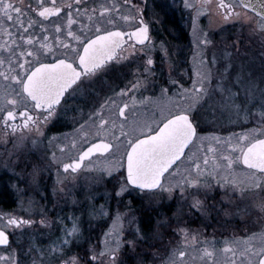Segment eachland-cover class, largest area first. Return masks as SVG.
Wrapping results in <instances>:
<instances>
[{
	"label": "snow or ice",
	"instance_id": "6c2138e0",
	"mask_svg": "<svg viewBox=\"0 0 264 264\" xmlns=\"http://www.w3.org/2000/svg\"><path fill=\"white\" fill-rule=\"evenodd\" d=\"M181 7L192 57L177 77L179 46L154 31L171 35L167 14ZM256 37L258 55L245 43ZM9 142L0 185L25 214L0 212V264H129L125 251L149 264L167 229L189 240L179 221L193 211L256 216L260 231L224 251L239 256L231 264H264V0H0V144ZM69 205L81 215L68 214L53 240ZM85 205L89 229L107 224L95 244ZM176 254L161 264H183Z\"/></svg>",
	"mask_w": 264,
	"mask_h": 264
},
{
	"label": "flooded vegetation",
	"instance_id": "af4514ba",
	"mask_svg": "<svg viewBox=\"0 0 264 264\" xmlns=\"http://www.w3.org/2000/svg\"><path fill=\"white\" fill-rule=\"evenodd\" d=\"M33 2H35V0H33ZM58 3H67L68 0H57ZM158 2H163V0H158ZM172 0H168V3H171ZM178 2H180V0H178ZM113 3L116 4H122L123 0H88V6L89 8L92 7H99L100 5H111ZM75 11V10H74ZM181 11H183L182 7L180 10H171L168 12L167 14V21L168 23V27L169 28H174L175 31L170 35L168 33H163L162 35L158 32L154 31V38L157 39V43L160 42V38H166L171 42V45L173 47V50L176 51L177 50V46H179V55H178V60H179V64L176 68V72L174 73V75H176L177 77H179V74L183 71H188L189 73L191 72V64H190V54L187 53L188 50V43L187 38H186V34H188V29L187 26H190V20L189 17L187 16V14H185V16L182 18L181 17ZM62 16L64 15V13L61 14ZM97 15H99V13H97ZM186 21L188 22V25L186 26ZM87 22V21H85ZM118 23H123L122 21H117ZM202 24V22H201ZM184 35V36H183ZM159 37V38H157ZM191 51V49H189ZM156 67L158 72L162 69L163 71V79L166 82L167 77H168V69L166 66L161 65L160 60H159V53L156 54ZM131 75L127 74L126 78H122L117 80L116 82L118 84H120V86H123L124 83L127 82V79H130ZM105 79H108L107 77ZM183 81L186 83H190L189 81H187V77H183ZM17 122L19 121V118H17ZM69 128V127H68ZM11 137V136H10ZM22 188L25 187V184L22 182L20 185ZM50 191V189H49ZM2 196H6V197H0V212H13L16 211L15 209L18 207L17 206V202L14 196L7 194V193H3L1 194ZM0 195V196H1ZM220 199L217 200V202ZM216 202H212L210 205L214 204ZM176 207V201L173 200L170 204H169V208L171 209V211H168V215L171 216L172 215V211L175 210ZM217 207H219V205L217 204ZM87 205H85L83 211H84V217H86L87 215ZM67 210L69 211L71 214L73 211L76 215L80 216L81 215V210H74L73 207H65L64 211ZM17 214H21L18 211H16ZM63 213H61L62 215ZM63 216V215H62ZM235 222V220H234ZM232 218H226L223 217L221 215H218L217 213L212 214L211 216H209V218L207 220H205L203 217L200 216V214L198 212L193 211L190 215L186 214L184 215L180 221L179 224L181 227H184L188 233H189V237L195 235L198 236V239L196 241L199 240H205V239H211L212 234L215 233V229L216 227H221V232L219 233L220 235L218 237H234V233H236L233 228L235 227ZM174 224L176 223V221L173 222ZM88 224H89V220L84 219V229H86V235L90 236L91 238V243L95 244L97 243L98 238L102 237V232L104 229H106V223H104L103 221L99 220L95 223H92V225H94L93 228L89 229L88 228ZM58 226V225H57ZM214 226V231H212L211 227ZM60 229V228H59ZM203 230H204V235H203ZM166 235L164 236L165 240H168L169 244L163 245V246H157L155 249L150 250L151 252H156L157 254H160V256H155V257H150V261L149 264H151V261L154 259L156 264H161L162 260H166L168 258V256L172 253V251L174 249H177V254L179 255L178 252V248H180V246L177 245V243L172 242L169 237L172 238V240H175L177 238V236L183 237V235L173 231L172 229H167L166 230ZM218 233V232H217ZM51 234H53V237L51 236V239H55L56 236L59 235V231L57 228H53L51 230ZM210 236V237H207ZM204 238V239H203ZM40 242L41 244L47 245L49 242V238L46 237H40ZM191 240V238H189ZM192 241V240H191ZM196 241H194L193 243L195 244ZM167 242V243H168ZM15 246V245H14ZM84 248L88 247V244L85 243L83 245ZM187 248V247H186ZM186 248H184V252L186 253L185 250H187ZM227 248H231V247H227ZM73 253H81L82 254V249L77 247L72 249ZM188 253H190L188 251ZM124 256L125 258L128 259L129 264H132V258L131 256L127 253V251L124 252ZM180 257V256H179ZM37 258L39 259V256H37ZM183 258V257H180ZM29 261L31 260V257L28 258Z\"/></svg>",
	"mask_w": 264,
	"mask_h": 264
},
{
	"label": "rangeland",
	"instance_id": "374dc122",
	"mask_svg": "<svg viewBox=\"0 0 264 264\" xmlns=\"http://www.w3.org/2000/svg\"><path fill=\"white\" fill-rule=\"evenodd\" d=\"M251 15H253V14H251ZM200 20L202 22V25L207 26V24H208L207 17L202 16L200 18ZM225 27H227L231 33L233 31H236L237 29H239L240 25L237 24L236 28H233L232 24L230 23V24L226 25ZM187 29H188V34H186V38H187L186 42L188 43L187 53L190 54V59H191L192 51L189 50V49H192L191 26H187ZM213 34L215 35V30H213ZM243 34L245 36H247V30L246 29L244 30ZM245 43L250 46V48L254 51V53L256 55L259 54V37H256L253 40H246ZM237 90H238V86L233 85V91H237ZM158 91H159V89L156 90L157 94H158ZM71 115H72V113H69V116H71ZM201 127L206 129L207 125L205 124V125H202ZM225 127H227V124H225ZM63 130L64 131H70L71 128L70 127L64 128ZM235 130L240 131L239 128H237ZM218 132H219V130H218ZM200 134L205 135L206 133L201 132ZM219 134L226 135V133H223V132H219ZM12 139H13V137H9V141H11ZM215 147L218 149L217 154H219L220 151L225 150L221 146H215ZM12 148H13V144L11 142H9L7 144H0V160L6 159L8 157V151L11 150ZM49 155H50V153H49ZM12 158L15 159V157H12ZM2 175H6V173L0 172V176H2ZM188 191L191 193H195L196 189L195 188H189ZM3 193H4V185H0V195ZM213 195H214V199L213 198H210V199H213L214 201L216 199H220V190L217 189ZM216 196H218V198ZM102 202L103 201L98 200L97 205H99ZM66 207L71 208L73 206L69 205ZM15 210L18 211L19 213H21L20 215L25 214L22 211H20L18 209V207ZM113 212H115V207H113ZM69 213H70L69 211L65 210L62 214L65 218V225H58V226H55L54 228H57L59 231V228L62 226L71 227V221L67 218ZM215 213L216 212H213V214H215ZM82 219L83 220L84 219L89 220V217L86 215V217L83 216ZM232 220H233V222L235 220L234 223H236V221H239V223L242 224L241 230L239 229V231H235L236 233L233 234L234 237H218L220 235L219 233L222 231L221 227L218 228V233L212 234L213 238L205 239V240H199V241H196L195 244L190 239L185 241L184 237L177 236V238L175 240H172V238L169 237V239L172 242L177 243V245L180 246V248H178V252H179V250H184V248L187 247L186 248L187 250H185L186 251L185 256L183 258H180L179 255H176L177 261L182 260L183 264H231L232 261H238V259H239L238 255L233 256L232 252H225L224 249L227 247H234V244H233L234 238H239L241 241H243V240H246L249 236H251L253 231H256V232L260 231V225L257 221L256 216H253L251 218V220L248 221L247 223H245L244 221H242L238 217L232 218ZM97 221H99V220H91L92 223H95ZM106 227H107V224H106ZM59 234H60V231H59ZM203 235H204V230H203ZM51 236L53 237V234H51ZM207 237H210V236H207ZM189 238H191V237H189ZM167 242H168V240H165V238H163V241L161 243H158L157 246H163V245H165V243L167 245V244H169L170 241L168 243ZM252 243H255V241H253ZM188 251L190 253H188ZM208 253H210V255ZM37 256H36V258H37ZM156 256H160V254H157Z\"/></svg>",
	"mask_w": 264,
	"mask_h": 264
},
{
	"label": "trees",
	"instance_id": "16d2710c",
	"mask_svg": "<svg viewBox=\"0 0 264 264\" xmlns=\"http://www.w3.org/2000/svg\"><path fill=\"white\" fill-rule=\"evenodd\" d=\"M0 197H6V196H5V195H4V196L1 195ZM216 197L218 198V196H216ZM217 200H218V199H216L215 201H214L213 199H209V204H211L212 201L217 202ZM234 224H235V227L233 228L234 230H236V231H239V229L241 230L242 224H240L239 221H236V223H234ZM218 228H219V227H216V229H215V231H214V226L211 227L212 231H214L215 233L218 232ZM237 229H238V230H237Z\"/></svg>",
	"mask_w": 264,
	"mask_h": 264
},
{
	"label": "water",
	"instance_id": "95a60500",
	"mask_svg": "<svg viewBox=\"0 0 264 264\" xmlns=\"http://www.w3.org/2000/svg\"><path fill=\"white\" fill-rule=\"evenodd\" d=\"M252 2L255 3V4H258V0H252ZM251 14L255 15L254 12H252Z\"/></svg>",
	"mask_w": 264,
	"mask_h": 264
}]
</instances>
